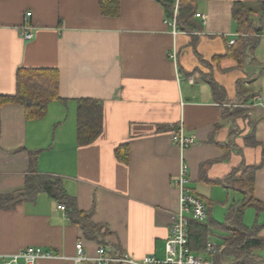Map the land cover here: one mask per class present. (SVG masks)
I'll list each match as a JSON object with an SVG mask.
<instances>
[{"label":"crops","instance_id":"obj_1","mask_svg":"<svg viewBox=\"0 0 264 264\" xmlns=\"http://www.w3.org/2000/svg\"><path fill=\"white\" fill-rule=\"evenodd\" d=\"M234 1L264 0H195L197 27L173 33L157 0H119L116 16L101 14L100 0H0V94L15 93L19 67H34L57 70L59 96L39 118L0 103V193L22 192L29 170L54 175L100 226L88 238L60 200L38 191L0 206V261L41 246L59 256L36 264H73L78 240L89 257L99 244L163 257L178 197L170 131L180 121L194 136L184 158L206 207L204 241L222 248L238 225L264 240V28L240 57ZM259 9L253 19L264 22ZM80 98L101 106L100 131L88 142L77 136ZM249 250L264 259V247Z\"/></svg>","mask_w":264,"mask_h":264},{"label":"trees","instance_id":"obj_2","mask_svg":"<svg viewBox=\"0 0 264 264\" xmlns=\"http://www.w3.org/2000/svg\"><path fill=\"white\" fill-rule=\"evenodd\" d=\"M164 9L167 19L172 18L176 7L175 22L179 29L191 30L197 27L194 19L195 0H157ZM242 1H234L232 16L238 25L241 45L238 54L243 57L246 49L251 44L250 35L260 32L264 28V22H256L253 16H257L259 8H264V1H259L255 7L256 12H250ZM100 12L107 16H116L119 13V0H100ZM236 39L233 43H235ZM232 43V44H233ZM58 74L54 68L19 67L16 72V90L12 95L0 94V103L17 102L24 106L26 117L39 118L45 114L47 104L52 99H58ZM77 136L80 142L92 140L100 131L101 106L92 98L78 99ZM124 157H121L123 159ZM38 191H45L50 196L60 200L70 219L77 223L88 238H95L100 226L90 220L91 212H83L77 208L73 196L66 193L61 185V179L54 175L42 174L35 170H29L25 175V183L22 192L18 194L0 193V206L12 205L20 200L33 199ZM257 204L256 202L254 203ZM241 210L238 209L235 218L239 219ZM194 230L193 232L191 231ZM188 247L191 251L200 253L205 249L212 254V259L217 264H238L264 261L261 257H253L251 247H264V240L253 236L256 228L247 229L242 225L233 227L225 242L224 247L215 246L213 250H207L204 241L205 227L197 221L189 222ZM120 252V250H117ZM231 256V260H226ZM119 264V263H111Z\"/></svg>","mask_w":264,"mask_h":264},{"label":"built area","instance_id":"obj_3","mask_svg":"<svg viewBox=\"0 0 264 264\" xmlns=\"http://www.w3.org/2000/svg\"><path fill=\"white\" fill-rule=\"evenodd\" d=\"M30 14V11L24 13V21L20 27L21 36L26 40L32 37L28 20ZM175 14L176 7L172 18L165 19L173 33L179 31L175 22ZM234 40L232 38L230 43H233ZM168 55L174 60L176 57L175 50H171ZM262 105L264 106V103ZM170 139L179 149V167L177 173L172 177V185L176 188L178 197L177 209L170 223L169 235L164 243V256L156 257L146 254L140 258H135L125 251L110 252L104 245L99 244L96 248V254L89 257L85 253L82 241L78 240L74 244L73 264H87V262L91 264H217L211 257L191 251L188 247L189 222H201L207 215L203 200L188 185V165L184 158V150L194 142V136L184 133V127L180 121L170 131ZM58 207L64 209L63 204H58ZM215 246L210 241L206 243L207 250H213ZM58 256V253L41 246H26L11 254L8 259L0 261V264H36L40 258ZM248 264H264V261Z\"/></svg>","mask_w":264,"mask_h":264},{"label":"rangeland","instance_id":"obj_4","mask_svg":"<svg viewBox=\"0 0 264 264\" xmlns=\"http://www.w3.org/2000/svg\"><path fill=\"white\" fill-rule=\"evenodd\" d=\"M249 9V11L250 12H256V10H255V7H252V8H248ZM248 211H250V213H253V210L250 208V209H248ZM252 215H250V220H252V217H251Z\"/></svg>","mask_w":264,"mask_h":264}]
</instances>
